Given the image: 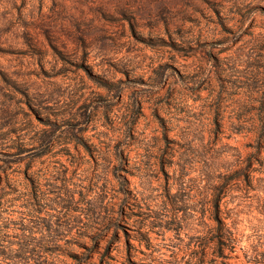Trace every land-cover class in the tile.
I'll use <instances>...</instances> for the list:
<instances>
[{"label": "rangeland", "instance_id": "obj_1", "mask_svg": "<svg viewBox=\"0 0 264 264\" xmlns=\"http://www.w3.org/2000/svg\"><path fill=\"white\" fill-rule=\"evenodd\" d=\"M0 264H264V0H0Z\"/></svg>", "mask_w": 264, "mask_h": 264}]
</instances>
